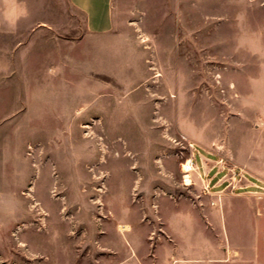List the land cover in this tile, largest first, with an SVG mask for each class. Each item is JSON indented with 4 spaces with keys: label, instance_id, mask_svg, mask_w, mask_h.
Wrapping results in <instances>:
<instances>
[{
    "label": "rangeland",
    "instance_id": "obj_1",
    "mask_svg": "<svg viewBox=\"0 0 264 264\" xmlns=\"http://www.w3.org/2000/svg\"><path fill=\"white\" fill-rule=\"evenodd\" d=\"M102 4L0 0V264H134L264 187V0Z\"/></svg>",
    "mask_w": 264,
    "mask_h": 264
},
{
    "label": "crops",
    "instance_id": "obj_2",
    "mask_svg": "<svg viewBox=\"0 0 264 264\" xmlns=\"http://www.w3.org/2000/svg\"><path fill=\"white\" fill-rule=\"evenodd\" d=\"M71 1L87 15L98 10L94 23L101 27L97 30L108 26L109 6L102 4L105 0ZM100 5L105 7L97 8ZM104 13L106 20H102ZM240 186L259 189L232 192L224 186L214 190L211 205L205 203L189 213L194 219L185 225L184 233L169 232L159 221L152 238L155 252L151 258L138 256L134 264H264V187L255 182ZM129 260L120 263L130 264Z\"/></svg>",
    "mask_w": 264,
    "mask_h": 264
},
{
    "label": "built area",
    "instance_id": "obj_3",
    "mask_svg": "<svg viewBox=\"0 0 264 264\" xmlns=\"http://www.w3.org/2000/svg\"><path fill=\"white\" fill-rule=\"evenodd\" d=\"M187 165H188V167L185 169V170H182V172L183 173H187V172H189L191 169H192V159L191 158H187L185 161H184ZM234 174H236V172L234 173ZM242 176H243V174H242ZM238 187H241L240 185H235V184H232V188H238Z\"/></svg>",
    "mask_w": 264,
    "mask_h": 264
},
{
    "label": "bare ground",
    "instance_id": "obj_4",
    "mask_svg": "<svg viewBox=\"0 0 264 264\" xmlns=\"http://www.w3.org/2000/svg\"><path fill=\"white\" fill-rule=\"evenodd\" d=\"M157 73V75H159V72H156ZM188 167V165L185 163V165H184V169H186ZM185 179V181L187 182L190 178L187 176L186 178H184ZM119 230H121V231H125V230H127L128 229V226H127V224H124V223H119Z\"/></svg>",
    "mask_w": 264,
    "mask_h": 264
}]
</instances>
